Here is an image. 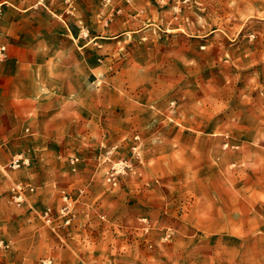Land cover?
Here are the masks:
<instances>
[{"label":"rangeland","instance_id":"1","mask_svg":"<svg viewBox=\"0 0 264 264\" xmlns=\"http://www.w3.org/2000/svg\"><path fill=\"white\" fill-rule=\"evenodd\" d=\"M0 1L74 35L103 96L102 132L5 167L0 264H264V0ZM47 158L76 180L45 202L23 176ZM68 203L69 226L37 215Z\"/></svg>","mask_w":264,"mask_h":264},{"label":"crops","instance_id":"2","mask_svg":"<svg viewBox=\"0 0 264 264\" xmlns=\"http://www.w3.org/2000/svg\"><path fill=\"white\" fill-rule=\"evenodd\" d=\"M7 4L17 5L0 1V48L5 49L0 55V212L11 175L5 167L15 155L29 147H55L58 141L76 135L88 138L103 129L97 124L103 96L82 93L86 58L82 47L70 40L74 35L55 30L54 21L51 28H39L35 15L28 10L13 12ZM116 131L117 127L111 128V133ZM41 160L30 174L22 176L32 184L44 183L37 197L46 202L52 195L47 186L50 181L63 176L73 183L76 175L69 168L66 174L55 169L48 158ZM218 216L223 219L220 213ZM174 247L181 256L177 240Z\"/></svg>","mask_w":264,"mask_h":264},{"label":"built area","instance_id":"3","mask_svg":"<svg viewBox=\"0 0 264 264\" xmlns=\"http://www.w3.org/2000/svg\"><path fill=\"white\" fill-rule=\"evenodd\" d=\"M1 54V51H0ZM31 157H30V152L26 151L24 153H21L19 155H16L11 163L9 164V168L11 169H26L31 166ZM113 175V174H112ZM116 179L114 177H109L108 181H111L113 185H116L117 182L115 181ZM32 192L33 189H27L25 186L18 184L13 187V193H12V200L14 203L17 205H21L26 198V192L27 191ZM66 200H69V196L66 195L65 197ZM72 214V205L68 203L66 206H64L60 211L57 213H54L51 208H45L44 210L40 211L37 213L38 217L41 218V220L48 226L52 227L53 230L57 229V221L61 220L63 223V226H69L72 219L73 215Z\"/></svg>","mask_w":264,"mask_h":264}]
</instances>
